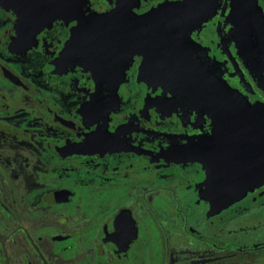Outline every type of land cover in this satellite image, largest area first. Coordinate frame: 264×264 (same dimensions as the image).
<instances>
[{"label":"flooded vegetation","instance_id":"obj_1","mask_svg":"<svg viewBox=\"0 0 264 264\" xmlns=\"http://www.w3.org/2000/svg\"><path fill=\"white\" fill-rule=\"evenodd\" d=\"M208 81L264 112V0H0V264H264Z\"/></svg>","mask_w":264,"mask_h":264},{"label":"water","instance_id":"obj_2","mask_svg":"<svg viewBox=\"0 0 264 264\" xmlns=\"http://www.w3.org/2000/svg\"><path fill=\"white\" fill-rule=\"evenodd\" d=\"M87 36H92V34L88 33ZM193 83L183 80L180 85L184 91H186V86L189 84L191 86ZM200 91H206L205 93L202 92L201 94V101L203 103L202 106L206 108H241L242 111L239 112L229 110L226 112L217 111V113L228 116L243 117L245 119L244 130L249 132V138L251 142H254L253 146L255 147L257 146V142H261L259 146L263 150V158H261L259 162L257 160L253 161L251 158H244L243 160L238 161L235 160L236 162L244 164L245 166L248 164V169L243 167L242 173H234L233 175L224 178L223 181L226 182L223 184L224 190L217 192V196L222 197L223 199H237L242 197L253 187L264 183V112L257 110L256 108L252 109L249 104L240 100L239 96L235 95L231 89L219 82L208 81L205 83L204 88H200ZM252 133H259V138L256 137L258 141H256L255 137H251ZM249 155L251 156L253 154L249 152ZM253 163H259V169L254 168L252 166Z\"/></svg>","mask_w":264,"mask_h":264},{"label":"rangeland","instance_id":"obj_3","mask_svg":"<svg viewBox=\"0 0 264 264\" xmlns=\"http://www.w3.org/2000/svg\"><path fill=\"white\" fill-rule=\"evenodd\" d=\"M171 86L176 89L175 92L181 93L180 94L181 97H184L187 94V92H185L184 89L182 88V86L180 85V82L174 81V85H171ZM170 91H172V89H170Z\"/></svg>","mask_w":264,"mask_h":264}]
</instances>
